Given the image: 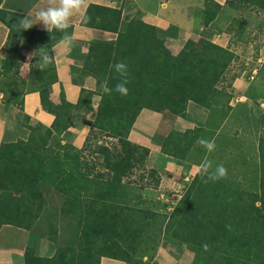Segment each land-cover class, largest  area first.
I'll list each match as a JSON object with an SVG mask.
<instances>
[{"label":"trees","instance_id":"obj_1","mask_svg":"<svg viewBox=\"0 0 264 264\" xmlns=\"http://www.w3.org/2000/svg\"><path fill=\"white\" fill-rule=\"evenodd\" d=\"M245 1L264 8V0ZM206 7L212 9L218 6L206 0ZM88 15H101L104 19L99 24L89 22L88 25L115 32L118 30L117 25L110 26L109 23L118 21L119 11L92 6ZM21 19V15L0 10V21L9 29L6 49L11 55L16 53L22 36L38 33L21 29L18 23ZM229 60L228 51L203 39L188 41L177 56H172L154 27L133 20L118 32L115 43L101 46L88 68L102 77L99 87L107 80L109 87L114 89L120 77L110 70L109 65L116 61L125 62L129 72V92L126 96L115 91L111 94L102 92L94 122L88 125L93 129L99 128L95 124H100L103 130L102 123L108 113L116 115L120 109H128L131 103L141 106V109L169 111L175 115H183L188 103L210 109L214 101V85ZM11 78L14 86L15 83H24L18 79L14 69ZM35 81L42 105L52 111L46 98L47 87L56 81L54 68H48ZM22 96L16 104L19 108ZM110 102H115V105L110 106ZM79 106L65 105L61 109L75 108L78 112L81 110ZM225 121L226 118L220 119L213 128L187 130L182 136L186 138L195 133L201 136L211 130V140L219 135V130L223 131ZM259 138L258 164L251 172L257 180L239 182L242 188H238L222 183V179L203 183L198 173L167 221L162 214L134 205L132 188L126 194L119 191L121 187H128L122 186L120 181L127 172L130 156L120 160L117 157V160L106 164V170L112 174L103 187L100 184L103 175H90L91 168L80 160L82 149L73 148L70 153L72 147L69 145L46 160L36 159L37 153H32L23 167L18 186L14 179L19 169L13 162L10 165L1 161L0 175L11 178L15 186L0 193V227L12 225L29 232L24 264H99L102 257L131 263L139 249L148 248L153 243L156 246L160 234H169L185 243L194 254L192 264H264V134ZM185 143L186 147H191L194 141L187 139ZM180 144V140H176L173 145L177 147ZM100 147L107 155L113 154L108 148ZM170 153L167 149L164 152L167 155ZM148 174L151 172L148 171ZM50 189L63 197L57 207L45 196ZM122 196H126L128 201ZM44 215L41 225H47L48 233L46 231L45 234L54 235V242L62 235L66 244L60 245L52 257L36 256L31 247L36 240L33 232H39L35 227L38 225L36 221ZM62 220L65 224L57 230L56 225ZM149 233L153 236L148 237ZM148 240L151 245L146 244ZM205 244L207 250L203 247ZM143 253L147 251H142L137 257H144Z\"/></svg>","mask_w":264,"mask_h":264},{"label":"rangeland","instance_id":"obj_2","mask_svg":"<svg viewBox=\"0 0 264 264\" xmlns=\"http://www.w3.org/2000/svg\"><path fill=\"white\" fill-rule=\"evenodd\" d=\"M212 9L217 11V8ZM220 15L223 18L221 22L223 20L225 23L230 21L227 27L224 28L219 25L218 19L214 25L205 31L204 38H202L214 37L217 32H221L224 29L230 40V50L225 49L230 54V60L214 85L213 106L210 109H205L195 103H188L186 112L183 115H175L169 111L160 112L169 113L189 121L194 119L201 120L203 122L202 127H194L184 131L172 129L178 128L180 124L175 122L173 118L170 119L171 117L167 114L162 117L160 130L153 135L149 133L151 136L149 138L151 149H149L135 144L129 139L136 115L145 108L141 109V106L131 103V106L124 111L118 109L119 112L116 115L112 114V112L108 113L102 123L103 130L100 129V124H95L99 128L90 129L91 126L88 124H93L96 112H94L95 109L93 110L90 107L92 94L85 92L82 94L79 109L86 116L81 115L76 119L74 128L78 129L77 133L71 131L64 133L60 128L53 133L51 130L49 132L40 126L24 123V126L28 130L30 129V139L23 146L24 150L23 155L20 157V162L14 165L19 169V172L16 171L15 184L18 186L17 182H19L23 167L28 157L34 152L37 153L36 159L46 160L47 157H52L57 151L61 153L62 150L67 148L66 145L72 147L70 153H72L73 148L76 150L82 149L80 160L91 168L90 175H103L100 183L102 187L112 174L106 170V164L117 160V157L120 160L130 156L127 172L120 181L122 186L128 185V187L126 189L121 187L119 191L122 194L124 192L126 194L132 188L131 196L134 205L141 209L148 208L153 212L162 214L167 217V221L174 207L199 173L194 166L198 165L208 155L206 149L198 145L196 141L200 137L209 139L212 131L207 130V133L201 136L196 133L190 134L186 138H183L182 134L187 130H195L196 128H213L214 124L216 127L219 120L223 118H226V121L223 122L222 130L224 132L222 131V133L219 130V135L214 137L216 149L207 158L212 160L214 164L222 163L228 169V175L222 179V183L242 188L239 182L246 180V182L249 181L250 183L255 181V179L257 180L255 174L251 176V172L253 167L255 168V164H258L259 137L264 134V8L247 3L245 0H228L227 6L221 11ZM15 26L19 28L17 24ZM39 38L43 39L44 37L39 36ZM15 62L12 59L4 64L7 72L6 77L9 80L11 79L10 75L15 67ZM74 73L78 80L92 75L96 80L94 93L101 99L103 94L98 84L102 77H99L96 72L87 69V66L74 70ZM23 92L22 83H15V88L9 93V96H6V103L18 104ZM109 105L113 106L115 102H110ZM90 112L91 115L89 114ZM111 114L112 118L110 117ZM60 127H65V123H61ZM86 129L85 135L84 131ZM82 135L85 137L83 144L80 147L76 146L75 139L78 137L80 139ZM184 139L185 141L187 139L193 140L194 144L191 147H186L184 144L187 143L185 141L184 143L182 142ZM176 140H180L181 144L174 147L173 144ZM169 142L171 143L170 145ZM100 146L108 148L113 154L107 155ZM166 149L171 152V155L164 154ZM6 160L4 161L11 165L12 160ZM120 162L122 165V160ZM172 167L174 170H172ZM47 170L51 171L50 168H47ZM176 170H179L177 177L174 176ZM148 171L151 174H148ZM194 171L195 173H193ZM253 190H256V188ZM46 193L45 196L51 204L56 207L61 204L63 200L61 195L54 193L51 189ZM122 198L128 201L126 196H122ZM44 217L45 215L36 221L38 225L35 227L39 229V232H33L36 240L31 247L36 256L52 257L60 245L66 246V244L62 235L60 238L59 236L56 237L54 242L52 240L54 235L49 234L47 236L45 234L47 225H41ZM64 224L65 222L62 220L61 224L56 225L57 230ZM152 236L149 233L148 237ZM18 241H20L19 237L13 238V241L7 240V237H2L0 245H7L8 248H11ZM146 244H150V241L148 240ZM154 245L153 243L148 248L139 249L134 254L131 263H124H193L194 254L188 246L181 241L175 240L169 234L166 236L160 234L158 244ZM142 251H147V253H143L145 256L142 258L137 257Z\"/></svg>","mask_w":264,"mask_h":264},{"label":"crops","instance_id":"obj_3","mask_svg":"<svg viewBox=\"0 0 264 264\" xmlns=\"http://www.w3.org/2000/svg\"><path fill=\"white\" fill-rule=\"evenodd\" d=\"M211 1L218 6L216 7L217 11L208 9L206 0H88V7L85 10L87 15L88 9L92 6L119 11L118 21L114 20L109 23L110 26L117 25L118 30L115 32L111 29L93 27L95 25L82 24L79 21V15H76L72 18L73 26L66 30L74 37L72 44L65 46L59 43L63 36L62 32L53 31L49 33L44 29L42 22L38 23L35 18L37 7L46 6L48 0H2L0 10L4 12L21 15L22 19L31 13L33 27L28 30H34L38 33L34 36H22L16 53L11 55L6 49L9 29L0 21V78L2 79H0V162L6 159V161L12 160L14 165L20 162L24 150L23 146L30 139V130L24 126V123L32 126L40 125L50 129L53 133L58 128L62 129L64 133L70 131L77 133L78 129L74 128L76 119L81 115H86L82 114L81 110L77 112L75 108L67 109V111L61 108L65 105H80L82 94L85 91L93 93L90 107L96 112L100 98L94 93L96 90L95 78L88 75L82 80H78L74 70L82 69L84 66H87V69L91 67L94 56L101 46L105 43H115L118 32L126 24L133 20H140L144 24L154 27L158 37L163 40L166 49L172 56H177L188 41L202 40L205 31L214 25L218 19L219 25L224 28L229 24L230 21L228 23L223 22L224 20L221 22L223 18L220 15L227 6L228 0ZM89 16L91 23L99 24L104 21L101 15ZM42 34L49 35L44 36ZM39 36L44 38L41 39ZM203 40L230 50V40L224 29L217 32L214 37ZM40 48H45V51L48 52L55 49L58 53L59 63L51 64L41 70L36 65L38 57L29 62L27 54ZM12 59L16 61L13 68L16 70V76L24 82L22 86L25 91L22 96L21 108L5 101L6 96H9V93L15 88L12 84V72L9 80L4 68V64ZM24 63L31 65H24ZM51 67L54 68L56 81L47 87L46 101L53 108L52 111H49L41 103L35 78L43 75L47 68ZM89 114L91 115V112ZM167 114L171 117L170 119L173 118L175 122L180 124L178 128L172 129L184 131L203 126L201 120L189 121ZM167 114L148 109L141 110L134 121L129 139L135 144L151 149L149 133L153 135L160 130L162 117ZM61 123H65V127H60ZM86 132L87 129L84 131L85 135ZM84 139V135L80 139L79 137L76 138L75 145L80 147ZM172 170H174L173 167ZM175 172L174 176L177 177L179 170ZM13 185L11 178L0 175V193L4 190H12ZM2 237H7V240L12 241L13 238L19 237L20 241L11 248H8L7 245H0V264H24V253L28 246V232L12 225H3L0 227V239ZM100 264L126 263L110 258H101Z\"/></svg>","mask_w":264,"mask_h":264},{"label":"clouds","instance_id":"obj_4","mask_svg":"<svg viewBox=\"0 0 264 264\" xmlns=\"http://www.w3.org/2000/svg\"><path fill=\"white\" fill-rule=\"evenodd\" d=\"M88 7V0H48V3L44 7H37L35 12V18L38 23L43 24V27L49 33L53 31H60L63 33L59 43L65 46H70L73 41V35L69 34L66 30L72 27V18L79 15V21L82 24H88L91 17L87 15L86 9ZM21 29H29L33 27L31 13L27 17L18 21ZM38 57L36 65L39 69L43 70L47 66L55 63H59L58 53L53 49L51 52L45 51V48H40L32 53L27 54V60L30 62L34 58ZM24 65H31L30 63H24ZM110 70H114L120 77L119 82L115 85L114 89L110 88L108 81L105 80L100 84V89L103 93L111 94L113 91L120 93L121 95H127L129 89V72L128 66L123 61H116L109 65ZM196 143L205 148L208 153L213 152L216 149L215 139H206L200 137ZM198 169L201 180L203 183L215 182L220 179L226 178L228 175V169L222 164H214V162L205 157L201 162L194 166ZM207 250V244L203 245Z\"/></svg>","mask_w":264,"mask_h":264}]
</instances>
